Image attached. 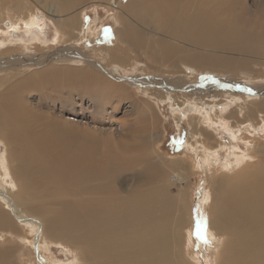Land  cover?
Segmentation results:
<instances>
[{
    "label": "bare ground",
    "instance_id": "6f19581e",
    "mask_svg": "<svg viewBox=\"0 0 264 264\" xmlns=\"http://www.w3.org/2000/svg\"><path fill=\"white\" fill-rule=\"evenodd\" d=\"M74 1L63 0L62 3L59 0H48V3H54L50 11L53 12L54 21L58 24L57 49H60L54 54L52 61L63 56L62 58L75 62L80 54L74 52L77 48H73L72 44L67 45L74 39L73 36H67L76 28L74 17L69 13L65 14L69 15L70 20L63 24L70 25L71 30L67 29L70 31L66 32L65 26L60 23L63 13L70 11L81 0ZM106 1L112 4L114 0ZM115 1L116 5H119L117 10L122 23L112 35L116 42L112 41L115 44L113 47L111 45V48L96 49L108 59V67H115L112 72L124 70L123 66L129 62L128 60L131 62L136 59L140 65L143 59L147 61L153 59L154 64H158V70L168 67L180 69L181 66L185 72L190 69L198 73L211 71L220 75L219 77H228L227 74H230L235 66L248 65L244 58L238 60L232 57L230 51L252 55L259 51L256 43L260 41L261 35L254 37L255 34L252 33L251 36L248 35L251 37L248 39L246 31L237 30L236 33L233 30L236 28L229 27L224 22L215 25V18L213 21L211 20L213 17L208 18L212 15L216 17L222 10L234 12V4L229 5L226 0H154L153 7L147 6L148 0ZM42 3L48 6L46 1ZM124 5L141 8V11L147 12L146 15H149L152 8L154 9L153 16L149 15V19L160 33L159 37L156 36L157 39L151 40L153 43L144 40L143 29L134 25L138 22H129L125 19V16H129L128 12L134 11ZM28 6V0H0V39L3 37L10 39L5 47L0 43L1 60L18 51V48H22V53H26L30 46L34 45L36 40H32L31 44H22L11 38L12 35L18 37L17 31L23 28L30 35L36 27H41L39 23L42 19H39L33 8L29 9ZM7 16L13 21L11 22L13 27L5 24ZM134 16L140 15L135 13ZM17 22L19 24L14 26ZM225 27L231 29L227 30ZM41 31L44 33L43 29ZM168 31L171 32L170 35ZM172 33L175 36H171ZM37 38L36 42H43L40 36ZM174 43L181 44V47L177 44L172 45ZM64 46L67 47L62 50L61 47ZM155 46L157 47L154 48ZM223 50L228 51V55L219 56L225 53ZM26 59L30 62L25 54L20 57L12 55L2 64L0 62V68L15 63H18L16 67L23 66L27 62ZM12 67L5 69L6 77L0 69V77H3L0 78V142L8 146L6 158L10 167L7 170L9 172L12 169L11 172L18 181L19 191L14 198L16 199L14 213L18 217L32 216V220L38 216L43 222L44 237L54 236L53 240L58 238L76 245L79 249L76 256L77 264H196L189 254L191 236L186 218L189 201L182 193L174 194L172 189L183 180L181 172L186 169V164L177 160L166 161L156 150L155 139L151 137L157 132L152 125L156 122L152 112L141 111L138 116L140 120L138 128H126L121 137L111 136L105 140L99 135L97 137L89 135V142H86L83 138L86 135L71 131L49 114L33 111L24 103V95L28 93H41V96L43 93L51 97V93L48 92L54 95L60 94L64 88L72 89L74 80L79 78L84 83L82 86L87 87L90 92L94 90L100 95L104 92L118 101L128 99L132 107L139 110L146 104L141 100L143 98L136 97L137 91L134 90L135 86L141 90L146 88L136 83L140 78H132V84L128 85L112 83L100 76L98 70L103 72L104 70L97 62L89 66L96 71L93 73L83 70L77 72L74 67H70L72 69L69 71H65L69 69L67 67H54L40 74L33 73L28 76L29 71H26L28 69L13 70ZM221 67L225 72L222 71L220 74L218 70ZM242 73L248 77L253 75ZM14 77L17 78L13 80ZM247 85L241 84L233 90L229 87L230 93L226 91V86H222L221 93L214 94L215 92L211 91L210 96H207V99L231 96V93L243 91L245 97H238V101L233 98L237 106L229 109L223 104L217 111L207 103L209 101L204 100L206 96L204 99L200 98L198 102L195 95L192 96V103H198L193 104L192 108L200 115L195 114L192 120L200 123L204 120L203 116H206L212 124L215 118L217 124H213L214 127L227 130L231 128L239 132L245 129V123L251 124L256 130L262 128L264 82L255 88L250 85V90H246ZM44 90L47 92L44 93ZM193 91L195 94L198 90L195 87ZM252 91H257V95H251ZM208 93L207 91L206 95ZM246 93L254 96V99L251 100ZM243 109H247L245 120L242 118ZM138 129L143 130V133ZM204 133L203 139L205 137L208 139L214 131L206 127ZM146 138L151 141H146ZM252 138L248 143L255 146V156L252 152L251 155L247 154L238 147L232 148L234 158L240 163L239 166L242 167L248 159L251 162L256 160L254 163L248 161L249 164H246L248 173L231 184L217 181L202 199L206 206L209 203L206 210L209 218L207 235L214 233L225 238L216 252L218 256L216 264H264V138H259L256 131ZM206 144L208 143L203 145L209 148L210 146ZM219 146L220 149L225 148L224 145ZM218 158L217 152L208 153L204 162L207 172H210L211 162L217 161ZM257 161L259 163H256ZM230 166L238 165L230 163ZM4 167L0 161V170L4 172L3 177H6ZM2 201L8 205L12 200ZM2 213L0 209V217H4ZM8 227L11 228L13 225L8 222ZM214 246L215 244L212 245ZM6 258L7 253L0 250V264H8Z\"/></svg>",
    "mask_w": 264,
    "mask_h": 264
},
{
    "label": "rangeland",
    "instance_id": "374dc122",
    "mask_svg": "<svg viewBox=\"0 0 264 264\" xmlns=\"http://www.w3.org/2000/svg\"><path fill=\"white\" fill-rule=\"evenodd\" d=\"M40 1H46L48 3V0ZM59 1L63 3V0ZM42 2L32 3L31 0H28L29 9L33 8V12L37 14V17L42 19L39 23L41 27H36L34 29L35 31L31 32L30 35L27 34L26 30L23 28L22 30L17 31L18 37L12 35L11 38L20 41L19 43L22 44H31L33 41H37V37L40 36L43 39V42L35 41L34 45H31L30 50L28 52L26 51V53H22V48H18V51L5 56L6 58H2V60L0 59L2 64V62L11 58L12 55L20 57L25 54L26 58H28L31 62L30 63L26 59L27 62H25L23 66L16 67L18 66V63H15L14 65L11 64L10 66H1L2 68L0 69L2 70L4 76L6 77L7 75V73L5 74V69L12 66V68H14L13 70L28 69L26 70L29 71V74H27L28 76L33 73L40 74L42 71L54 67L69 68L65 69V71H69L72 69L70 67H74L77 72L78 70H83L85 72L88 71L93 73L96 71L89 66H92L93 63L97 62L102 65L104 70V72L98 70L100 76L112 83L115 82L119 85H128L132 84V78L139 77V82H135L146 87L141 90L139 87L137 88L136 86H133L135 88L134 90L137 91L136 97H139V99L143 98L141 100L146 103L139 110H136L134 106L132 107V103L128 99L118 101L117 98L113 100L114 97H111L104 92L101 93L102 96L95 93L96 91L94 90L90 92L86 89L87 87L82 86L84 83L79 78H77L76 81L74 80V84L72 86L68 85L71 87L74 86V89L64 88V91L62 89L60 94L55 93L54 95L52 92H48V94L51 93V97L43 95V93L42 96L41 93H28L24 95V103L33 111L36 110L38 113L49 114V116L53 117V119L57 120L64 127L67 126L71 131L86 135L83 136L86 142H89V135H91V137L92 135L94 137L99 135L105 140L109 139L111 136L114 137L119 135L121 137L126 131V128H138L140 122V120H138V116L141 111L144 113L152 112V117L156 121L155 125H152L155 127L157 132L152 134L151 137L153 140L155 139L156 150L166 161L170 162V160H177V162L186 164V169L181 172L183 180L178 182L177 186H174L172 189L174 194L182 193L189 201L188 215L186 217L188 220L187 223L189 224L188 230L190 231L191 236L189 242V254L196 264H216L218 262L216 252L225 238L222 235H215L214 233L207 235L209 218L206 214V210L209 207V203L206 206L202 199L212 190V185L217 181L221 180L225 183L231 184L236 182L237 178L246 174L248 169L246 164H249V162L254 163L256 160L254 159L251 162L248 159L241 167L239 166L240 163H238L234 158V150H232V148L236 149L238 147L241 151H244L247 154L251 155L252 152L253 155L255 146L249 145L248 142L253 139L252 137L254 136L255 131L257 132L259 138H264V126L256 130L251 124L245 123V129L241 132L231 128H228L229 130L225 128L219 129L213 126V124H217V120L214 118L213 123L210 124L206 116H203L204 120L202 122L200 121V123H197L192 120L193 117L196 116L195 114H197V112L192 108L193 104L196 103H192L191 98L195 95L198 102L200 98L204 99L203 97L206 96L204 100L209 101L207 103L216 110L219 107H222L223 104H226L229 109L237 106L233 98L238 101V97H245L243 95V91L240 93H231L230 95L233 97L222 96V94V97H208L207 99V96H210L211 91L215 92L214 94L221 93L222 86H226V91L230 93L229 87L233 90L241 84H248L246 90H250V85L255 88V86L258 87L259 84L264 82V0H226V2L230 3L229 5L234 4V12H223L222 10L217 13L216 17L214 15L208 16V18L213 17L211 18L212 21L215 18V25L224 22L229 25V27L236 28L233 29L236 33L238 32L237 30H240V32L246 31L245 35L248 39L251 38L249 36H251L252 33L255 34L254 37H259V35H261L260 41L256 43L259 47L257 54L252 55L250 53H242L240 51L229 52L232 57H235L238 60L239 58H244L248 65L235 66L230 74H227L228 77H219L220 75L211 73V71L198 73L197 71H191L190 69V71L185 72L181 66L180 69L168 67L164 70H158V64H154L153 59L152 61L150 59L149 61H147V59H143L142 64L140 65L136 59L131 60V62L128 60L129 62L126 63L127 66H123L124 70H116L112 72L115 67H108V59H106L103 54L96 51V49L101 47L111 48V45L113 47L115 44L114 42H116L114 36L112 35L121 27L122 23L117 10L119 5H116L115 0L112 2L114 5L107 3L106 0H81L76 3L75 7L70 9V11L63 13V17H61L62 22L60 23H68L70 20V17H68L69 15H72L76 21V28L73 30H71L70 25L63 24L66 32L70 30L72 31L67 36L74 37V39H72L67 45L72 44L71 46L73 48H77V51L74 52L76 54L80 52L82 56L80 57L79 54V56L75 59V62H73V60L64 59L62 58L63 56L61 57L62 59L59 58L52 61L51 59L55 57L54 54L60 50L57 49V39L59 36L56 35L58 34V24L54 21L55 18L53 17V12L50 11V9L52 10L54 3H48V6H46ZM147 4V6L153 7L154 5L152 4H154V0H148ZM124 6L129 7V5ZM131 9L134 12H128L129 16H125V19L129 22H138L134 25L143 29L144 40L148 43H153L151 40L157 39L156 36L159 37L158 33H160L155 24L150 22L149 19V15L153 16L154 9L152 8V10L148 13L149 15H146V11L145 14L141 11V8L136 6L134 8L129 7V10ZM68 13L69 15H65ZM135 13H138L140 16H134ZM11 14L14 15L13 12ZM11 22L13 21L7 16L5 24H7V26H12ZM18 22L14 23L16 24L14 26H17L19 24ZM63 25L60 24L61 27ZM79 25L81 26L79 27ZM225 28L227 30L231 29L228 27ZM42 29L44 33L41 31ZM230 32L231 31H229V33ZM169 33L171 32L168 31V34ZM89 34L91 38H89ZM171 36L175 35L172 33ZM3 38L0 39V41L2 40L0 43L2 47H5L6 42H9L10 39L6 37L4 39ZM117 44H119L118 41ZM175 44L177 43L172 45ZM177 45L178 47H181V44ZM66 47L67 46L61 47V49L63 50V48ZM156 47L157 46L154 48ZM223 51L225 52V50ZM221 55H228V51L223 54L221 53L219 56ZM222 69L223 68L221 67L218 70L220 71V74L222 71L225 72V69ZM242 72L252 73L254 76L249 75V78L248 76H244ZM17 77H14L13 80ZM0 78L3 77L1 76ZM34 79L37 78L34 77ZM220 79L222 81H220ZM195 87L196 90L199 91L196 92L197 94H194L193 91ZM207 91L209 93L206 95ZM257 91H252L253 94L251 95H257ZM43 92L46 93L47 91L44 90ZM248 94L249 93H246L245 95L249 98L251 97L250 99L253 100L254 96H249ZM246 99L247 98H245V101ZM229 101H233L234 103H230ZM240 102L242 101H239V103ZM244 110L246 111L247 109H243L242 112V118L245 120L247 111L245 112ZM197 115L200 116L199 114ZM257 124H259L258 121ZM206 127L207 129L211 128L214 133L210 135L211 137H208V139L206 137L203 139L202 135L205 133L207 135V132L204 133ZM217 129L219 132H215ZM140 132L143 133V130H140ZM233 135L237 136V139H235V136ZM137 140L142 142L144 141V139ZM145 140L147 141L149 139L146 138ZM205 143H208L206 145L210 147L207 148L204 146L203 144ZM219 145H224L226 150L225 148H223L224 150L220 149ZM214 152H217L219 158L217 161L211 162L212 166L210 168V172H207L204 162L208 157V153L212 154ZM253 156H255V154ZM6 157L8 158V146L4 144V142H0V161L6 167H4V170L6 172L5 175H7L6 177H3L4 172L0 170V209L4 215V217H0V250H3V253H7L6 259L8 264H77L78 258L76 256L77 253H79V249L76 245L72 243L69 244V242L59 240L56 237V239L53 240L52 237L54 236H51L50 238L44 237L42 229L43 222L38 216L33 217L32 220V216L18 217L14 213L16 210V199L14 198L16 192L19 191V187H17V179H15L13 173L11 172L12 169L8 172L10 164L9 162L7 163ZM231 157L233 159H231ZM230 163H235L238 166H230ZM256 163L259 162L257 161ZM7 177L8 179H6ZM205 192L206 194L204 195ZM2 199L12 201L7 205L2 201ZM49 207H51L50 204ZM8 222L12 224L13 227L9 228ZM213 244H215L214 247H212ZM184 246L185 244L183 247Z\"/></svg>",
    "mask_w": 264,
    "mask_h": 264
},
{
    "label": "snow or ice",
    "instance_id": "6c2138e0",
    "mask_svg": "<svg viewBox=\"0 0 264 264\" xmlns=\"http://www.w3.org/2000/svg\"><path fill=\"white\" fill-rule=\"evenodd\" d=\"M198 235H199V231H198Z\"/></svg>",
    "mask_w": 264,
    "mask_h": 264
}]
</instances>
